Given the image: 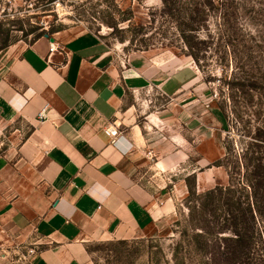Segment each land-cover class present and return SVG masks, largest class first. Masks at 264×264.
<instances>
[{
    "label": "crops",
    "instance_id": "obj_1",
    "mask_svg": "<svg viewBox=\"0 0 264 264\" xmlns=\"http://www.w3.org/2000/svg\"><path fill=\"white\" fill-rule=\"evenodd\" d=\"M186 68L150 50L113 56L90 33L0 52V264H91L89 242L130 239L175 211L142 181L150 136L135 105L149 88L181 94ZM164 112L145 117L150 128ZM174 143L158 175L185 158Z\"/></svg>",
    "mask_w": 264,
    "mask_h": 264
},
{
    "label": "rangeland",
    "instance_id": "obj_2",
    "mask_svg": "<svg viewBox=\"0 0 264 264\" xmlns=\"http://www.w3.org/2000/svg\"><path fill=\"white\" fill-rule=\"evenodd\" d=\"M168 1L173 5L164 7L162 0H0V49L25 46L40 35L90 33L113 56L149 50L177 56L193 78L179 95L149 88L135 105L138 122L150 136L142 181L155 191L163 189L175 211L130 239L89 242L91 264H209L208 254L194 243L205 241L194 239L199 231L191 230L189 191L198 195L246 182L245 148L264 128V0H194L205 5L199 7L204 14L193 12L191 0ZM190 14L193 26H200L197 33L188 30ZM162 107L164 126L150 128L145 117ZM174 141L185 158L158 175L155 163L162 155L170 159L178 147ZM263 245L256 241L254 258Z\"/></svg>",
    "mask_w": 264,
    "mask_h": 264
},
{
    "label": "trees",
    "instance_id": "obj_3",
    "mask_svg": "<svg viewBox=\"0 0 264 264\" xmlns=\"http://www.w3.org/2000/svg\"><path fill=\"white\" fill-rule=\"evenodd\" d=\"M191 2V6L196 8L194 13H205L203 3L194 0ZM162 3L164 7L173 5L168 0H162ZM189 20L188 30L197 33L200 26H193L191 14L187 18ZM41 36L43 35L32 42ZM6 48L4 45L0 51ZM190 56L197 64V57L192 53ZM250 138L253 140L245 148L244 155L246 169L243 177L246 182L230 184L228 187L215 186L198 195L189 191L194 199L188 200L191 230L199 231L194 239L203 237L205 241L194 243L200 245L198 250L208 254L209 264H264V245L258 249V258L252 255L256 241L264 244V152H261L264 150V128L257 129L256 134ZM223 234L227 236L224 237ZM210 236H214V240H210Z\"/></svg>",
    "mask_w": 264,
    "mask_h": 264
},
{
    "label": "built area",
    "instance_id": "obj_4",
    "mask_svg": "<svg viewBox=\"0 0 264 264\" xmlns=\"http://www.w3.org/2000/svg\"><path fill=\"white\" fill-rule=\"evenodd\" d=\"M53 50H54V46H53V44H50L49 51L50 52H53ZM39 116H40V118H43L45 116L44 110L41 111V113L39 114ZM27 253H28V255H33V254L36 253V251L31 248V249H28Z\"/></svg>",
    "mask_w": 264,
    "mask_h": 264
},
{
    "label": "water",
    "instance_id": "obj_5",
    "mask_svg": "<svg viewBox=\"0 0 264 264\" xmlns=\"http://www.w3.org/2000/svg\"><path fill=\"white\" fill-rule=\"evenodd\" d=\"M44 37L47 38L48 35H44ZM49 40H50L51 42H53V39H52V38H49Z\"/></svg>",
    "mask_w": 264,
    "mask_h": 264
}]
</instances>
